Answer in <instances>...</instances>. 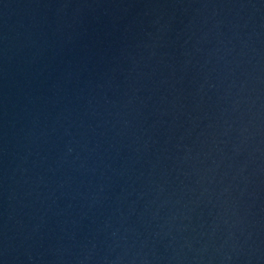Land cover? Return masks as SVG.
Listing matches in <instances>:
<instances>
[{"label": "water", "instance_id": "water-1", "mask_svg": "<svg viewBox=\"0 0 264 264\" xmlns=\"http://www.w3.org/2000/svg\"><path fill=\"white\" fill-rule=\"evenodd\" d=\"M0 264H264V0H0Z\"/></svg>", "mask_w": 264, "mask_h": 264}]
</instances>
